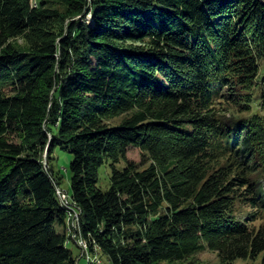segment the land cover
Here are the masks:
<instances>
[{
	"label": "trees",
	"instance_id": "obj_1",
	"mask_svg": "<svg viewBox=\"0 0 264 264\" xmlns=\"http://www.w3.org/2000/svg\"><path fill=\"white\" fill-rule=\"evenodd\" d=\"M58 148L114 264L264 262V0H0V264H76Z\"/></svg>",
	"mask_w": 264,
	"mask_h": 264
},
{
	"label": "rangeland",
	"instance_id": "obj_2",
	"mask_svg": "<svg viewBox=\"0 0 264 264\" xmlns=\"http://www.w3.org/2000/svg\"><path fill=\"white\" fill-rule=\"evenodd\" d=\"M16 44H23V40L21 38H17L14 40ZM54 165L55 169L59 171L63 175V179L61 184L59 185L64 190H67L70 193V163L73 159V156L70 152L62 149H56L54 152ZM127 158L134 162H140L142 160V151L140 148L131 146L127 152ZM124 162L121 161L120 164H117V167H123ZM111 166L109 163H105L99 169V179H98V186L102 190H107L111 184ZM256 226L260 224H264V217L260 218L259 220L254 221ZM58 229H61L59 224H56ZM68 247L73 250L74 253H77L78 248L73 243H68ZM102 264H114L111 262L105 254H101ZM161 264H220L219 258L217 254L209 249H205L198 253L193 254L189 258L184 261L180 262H173V263H161ZM233 264H264L262 255H259L255 259L246 258V259H238L233 262Z\"/></svg>",
	"mask_w": 264,
	"mask_h": 264
},
{
	"label": "built area",
	"instance_id": "obj_3",
	"mask_svg": "<svg viewBox=\"0 0 264 264\" xmlns=\"http://www.w3.org/2000/svg\"><path fill=\"white\" fill-rule=\"evenodd\" d=\"M59 189V201H67L69 204L67 195L65 194V190L57 185ZM81 227V220L77 216L75 210L73 214V228L74 231V242L73 244L79 249L80 251V258L84 259L85 264H102L101 252L97 251L95 243L91 246L88 240L85 239H78V229Z\"/></svg>",
	"mask_w": 264,
	"mask_h": 264
},
{
	"label": "bare ground",
	"instance_id": "obj_4",
	"mask_svg": "<svg viewBox=\"0 0 264 264\" xmlns=\"http://www.w3.org/2000/svg\"><path fill=\"white\" fill-rule=\"evenodd\" d=\"M57 194L59 195V189H57ZM65 194L67 195V198L69 201V204L67 203V201H62V205H64L66 208V215H67L66 232L72 239H74V231L72 230V228H73V214H74V210H75L77 216L80 217V209L72 203V201L69 198L67 191H65ZM79 230H80V228L78 229V231ZM78 239H80V237H78Z\"/></svg>",
	"mask_w": 264,
	"mask_h": 264
},
{
	"label": "crops",
	"instance_id": "obj_5",
	"mask_svg": "<svg viewBox=\"0 0 264 264\" xmlns=\"http://www.w3.org/2000/svg\"><path fill=\"white\" fill-rule=\"evenodd\" d=\"M74 254L77 257L76 264H85L84 259L80 258V251H79V249L77 250V253H74Z\"/></svg>",
	"mask_w": 264,
	"mask_h": 264
},
{
	"label": "water",
	"instance_id": "obj_6",
	"mask_svg": "<svg viewBox=\"0 0 264 264\" xmlns=\"http://www.w3.org/2000/svg\"><path fill=\"white\" fill-rule=\"evenodd\" d=\"M46 155V154H45Z\"/></svg>",
	"mask_w": 264,
	"mask_h": 264
}]
</instances>
